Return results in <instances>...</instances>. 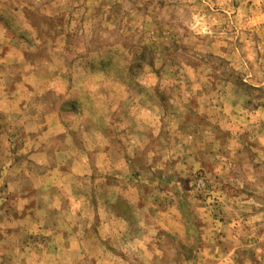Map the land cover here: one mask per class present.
Here are the masks:
<instances>
[{"label":"rangeland","instance_id":"1","mask_svg":"<svg viewBox=\"0 0 264 264\" xmlns=\"http://www.w3.org/2000/svg\"><path fill=\"white\" fill-rule=\"evenodd\" d=\"M0 264H264V0H0Z\"/></svg>","mask_w":264,"mask_h":264}]
</instances>
